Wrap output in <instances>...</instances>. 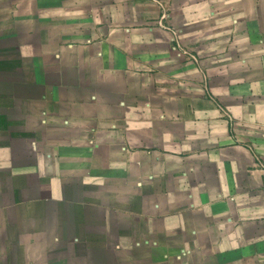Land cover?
I'll list each match as a JSON object with an SVG mask.
<instances>
[{
	"label": "crops",
	"instance_id": "0c3cea01",
	"mask_svg": "<svg viewBox=\"0 0 264 264\" xmlns=\"http://www.w3.org/2000/svg\"><path fill=\"white\" fill-rule=\"evenodd\" d=\"M0 264H264V0H0Z\"/></svg>",
	"mask_w": 264,
	"mask_h": 264
}]
</instances>
